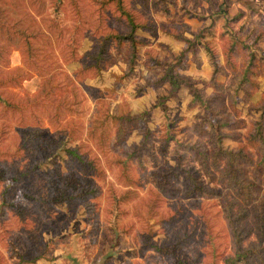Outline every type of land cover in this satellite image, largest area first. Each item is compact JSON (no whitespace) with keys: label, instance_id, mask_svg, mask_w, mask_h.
<instances>
[{"label":"rangeland","instance_id":"rangeland-1","mask_svg":"<svg viewBox=\"0 0 264 264\" xmlns=\"http://www.w3.org/2000/svg\"><path fill=\"white\" fill-rule=\"evenodd\" d=\"M230 1L175 0L165 13L144 9L140 0H124L138 20L151 26L136 32L141 44L132 70L127 43L117 51L111 41L106 52L113 62L108 68L97 74L86 69L74 77L73 71L90 61L87 54L99 50L108 22L128 30L124 21L116 20L114 6H107L108 14L97 0H62V5L56 0H0V264H226L232 240L224 202L237 196L245 202L249 194L243 190L238 195L237 185L229 183V156L219 151L237 152L252 122L264 128V111L259 109L264 101V54L257 50L262 41L251 44L264 29V17L251 5L247 17L238 20L239 7ZM73 3L80 13L74 12ZM98 14L102 21L95 28ZM207 17L211 27L196 28ZM52 18L55 32L62 27L63 37L48 42L45 27ZM76 23L73 60L64 44ZM161 23L172 34L186 33L193 40L195 46L184 42L179 73L197 81L202 104L190 103L185 86L173 92L162 79L164 64L173 63L181 51H171L160 40ZM36 25L42 30L29 38L37 46L31 68L23 64L24 41L15 36L6 42L4 29L24 27L30 32ZM200 29L203 37L196 40L192 34ZM235 39L250 44L247 52L258 59L250 75L256 89L239 84L246 50L231 57L237 71L224 66L223 50ZM210 53L223 67L214 76ZM201 57L210 70L202 67ZM212 77L215 87L209 83ZM7 102L22 107L11 109ZM120 108L133 114L147 111L122 143L114 139L113 126L105 130L104 145L86 136L90 121ZM146 129L151 134L143 141ZM218 133L225 134L220 143ZM73 147L97 170L82 168L69 154ZM193 147L203 151L208 172ZM258 149L263 145L247 150L253 162ZM121 160H126L130 181L120 174ZM234 165L240 168L238 175L252 179L251 164L242 156ZM183 170L220 196L198 195ZM260 174L264 177V171ZM125 193L126 200L117 202ZM252 210L238 222L246 235L244 246L264 242ZM249 260L259 264L257 256Z\"/></svg>","mask_w":264,"mask_h":264},{"label":"trees","instance_id":"trees-1","mask_svg":"<svg viewBox=\"0 0 264 264\" xmlns=\"http://www.w3.org/2000/svg\"><path fill=\"white\" fill-rule=\"evenodd\" d=\"M41 2V0H34V3ZM58 3L61 4L62 0H56ZM183 1V0H182ZM33 2V0H32ZM97 5L99 8H104L105 12L110 14L111 10L108 9V5H113L114 10L118 12V16L116 18L117 21H124L128 30L126 32H122L120 30H117L109 25L108 22V31H106L103 35H101V42L102 45H100L99 50L95 53H89L87 54V57L90 58V61L88 63H84L82 68L79 70L73 71L72 75L74 77H78L80 72L87 70H91L95 74L102 72L106 68H108L113 60L111 61L110 57L108 56V53L106 52V48L109 45V43L112 41L114 42V48L118 51L123 44L127 43L128 49H127V65H128V71L130 72L132 70V67L134 65V62L138 56V46L141 44V41H139L136 37V32L139 29H143L145 27H151L148 26L147 23H144L137 19L136 14L128 10L125 7L124 0H97ZM140 4L144 7V9H148L149 11L152 10H161L165 13L168 12L169 5H175V0H140ZM148 6H150L148 8ZM72 8L75 13H80L79 8H77L76 4L73 3ZM102 10V9H101ZM2 13V10L0 9V14ZM42 16V14H41ZM243 16V12H239V14L236 16V19H240ZM16 21H20L19 19ZM50 25L45 27V35L48 38V42H51L52 40H59L62 39L63 35L61 34V28L55 32L56 28V18L49 19ZM102 21V15H97V20H95V28H99V25ZM77 24V23H76ZM162 30L164 32H170L169 29L164 26V24L161 23ZM10 27H7L4 29V40L6 42H11V40L17 36L21 40L24 41L25 44V53L27 56V59L23 61V64L27 67L34 68L31 66V57L34 56L35 50L37 49V46L31 42L29 38H34L36 33L41 32L42 27L40 25H36V29L32 31L25 30L24 27L19 28H13L12 31L9 29ZM78 29V24L72 26L70 29L68 35H67V43L64 44V46L68 49L67 53L68 55L75 60L76 58V47L73 46V42L76 41V34L74 33L75 30ZM205 32L207 28H204ZM202 30L200 29V32L197 34L196 32L193 35V37L196 40H200L202 35ZM204 31V30H203ZM204 33V32H203ZM177 39L183 40L186 44L195 46L193 43V40H190L189 38H185V36L174 34ZM45 39V37H43ZM194 39V40H195ZM262 41V46H258L257 50H259L262 54H264V29H259L258 32L254 35L253 40L251 44L257 43L258 41ZM196 44H199L196 42ZM256 45V44H255ZM229 48H225L223 50V63L226 68H229L232 71H237L235 63L231 60V57L233 55H238L243 52L248 51V49L251 47L250 44L244 43L240 40L235 39L234 41H231ZM1 48V47H0ZM186 50H182L178 55L174 57V62L165 63L162 79L166 81L169 86L171 87V90L175 92L176 90L180 89L182 86H185L188 90V92L191 94V101L190 103L197 102L203 103L204 100L201 98V94L199 92V89L196 87L197 81L192 79L191 77L184 76L179 73V69L181 68V63L184 57ZM252 52L245 53L247 55V62L245 61V65H243V68L239 70L238 74L240 75V81L239 84L247 83L249 84L253 89H256L258 84L250 77L251 74L255 73L257 70V57L255 54H251ZM1 54V53H0ZM251 54V55H249ZM211 57V62L213 63L214 76L217 72L220 71L221 68L217 62L213 59V55L209 54ZM242 63V62H241ZM244 63V61H243ZM264 63V59H263ZM264 65V64H263ZM241 66V65H240ZM224 67V68H225ZM36 70V69H35ZM125 77V75H124ZM123 76H117V80L122 79ZM209 83L212 87L216 86L214 77H212L209 80ZM159 105L161 106V109H164V101H160ZM7 106L11 107V109H21V105L19 104H13L10 102H7ZM261 111H264V101L261 104V107L259 108ZM147 111L140 112L139 114H133L130 112V110L122 109L120 108L117 113H106V116L101 119L100 116H97L92 121H90L88 127L85 130L86 136L92 138L95 140V142L98 145H104L105 139H106V131L109 127H114V139L118 142H121L124 140L125 135L127 133H130L135 128L138 127V124L140 121H144L146 118ZM110 122V125L108 126ZM239 123V122H236ZM217 124V123H216ZM222 124L216 125V127H220ZM228 125V124H227ZM231 127V125H228ZM101 127L104 128V131L101 133L96 134L97 129H100ZM263 126L260 122H252L249 126V129L245 132V135L243 136V142H241L238 146L237 152H232L231 150H225L222 149L219 151V153H223L229 156V167L231 176L229 179V183L231 185H237L238 191L236 192L238 195H240L243 191L247 192L249 195H247L246 201H244V198H236L233 199V202H224V206L226 209V214L224 216L225 222L227 223L228 229L230 230L231 234V240H232V253L225 258L224 262L226 264H233L237 263L239 261H243V264H251L249 261V258H252L253 256H257V259L259 257V264H264V242H258L255 244H249L247 246H244V241L246 239V235L243 236V229L240 228L238 222L241 217H243L249 210L253 209L252 212L254 213V224L256 227L259 228L260 234H263L264 232V177H261L260 172L264 171V134H263ZM217 131V130H215ZM151 134L149 129H146L143 133V141H147V137ZM225 137V134L218 133L216 134L217 141H221V138ZM263 145V150H257L258 159L253 162V158L250 156L249 152L247 151L248 148H257ZM191 147V146H190ZM78 147H73L69 149V154L73 159H76L78 163L82 166V168H89L91 170H97V168L94 167V165L90 162V160L84 158L81 153L77 152ZM197 151V154L202 158V163H204V167L206 172H208L207 165L205 163V156L201 149L194 148ZM129 155V154H128ZM239 156H242L246 162L251 164L252 168V179L247 180L243 176H240L237 174L240 168H237L234 163H236V160ZM122 162V170H121V176L125 177L127 181H130V178H128V173L126 172V160H121ZM203 165V164H202ZM186 173H188V176L191 178L189 180V185L192 187L191 189L193 191H197L198 195L206 196L209 195L210 197L212 195L220 196L219 192L214 190L211 191L210 188H207L203 183L199 182V180H196L195 176L191 174L188 170H183ZM98 172H101L98 169ZM214 180V178L212 179ZM212 180L209 181L213 182ZM215 182V181H214ZM162 189V188H161ZM197 189V190H196ZM163 191V190H161ZM199 191V192H198ZM192 194H189L190 196ZM250 195L252 197H250ZM126 200V193L120 195L118 198V201H124ZM250 206L251 209H247V206ZM253 205V206H252ZM241 214V216L239 215ZM213 246V244L211 243ZM159 249V248H158ZM255 254V255H254Z\"/></svg>","mask_w":264,"mask_h":264},{"label":"crops","instance_id":"crops-1","mask_svg":"<svg viewBox=\"0 0 264 264\" xmlns=\"http://www.w3.org/2000/svg\"><path fill=\"white\" fill-rule=\"evenodd\" d=\"M230 5H232V6H237V7H239V8H237V9H239V11H241V12H243V17L245 16V17H247L246 15V12L248 11V12H250V9H249V6H253V7H256V8H258V11L262 14V16L264 17V0H232V1H230ZM250 15H251V13H250ZM241 19V18H240ZM207 20H209V17H207V19H205V18H203V20L201 21V23L200 22H198L197 23V26H196V28L198 27V25H200V28L202 27V26H205V27H211V24L210 25H208L206 22H207ZM188 21H190L191 23H192V21L191 20H188ZM200 23V24H199ZM206 23V24H205ZM206 25H208V26H206ZM213 26L212 27H214V24H212ZM196 28H193V29H196ZM161 30V29H160ZM160 30H158L157 31V33L160 35V33H161V41H163V43L165 44V45H168L170 48H171V51H175V52H177V51H182V50H184V41L183 40H181V39H177L176 37H175V35L174 34H172L171 32H164V31H160ZM177 33V32H176ZM177 34H179V33H177ZM179 35H182V36H186V37H189V35H187L186 33H183V34H179ZM201 43H203V42H201ZM200 48H202V45H198ZM204 46V45H203ZM200 61L202 62V67L203 68H207V69H209V65H208V61L204 58V57H201L200 58ZM210 70V69H209ZM190 73V72H189ZM189 73H187V74H189ZM194 73L195 74H197L198 76H200L201 74H198V71H194ZM204 75H206V74H204Z\"/></svg>","mask_w":264,"mask_h":264}]
</instances>
